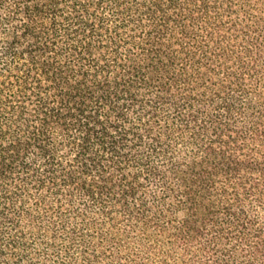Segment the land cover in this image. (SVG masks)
<instances>
[{
  "label": "trees",
  "instance_id": "16d2710c",
  "mask_svg": "<svg viewBox=\"0 0 264 264\" xmlns=\"http://www.w3.org/2000/svg\"><path fill=\"white\" fill-rule=\"evenodd\" d=\"M0 264H264V0H0Z\"/></svg>",
  "mask_w": 264,
  "mask_h": 264
}]
</instances>
